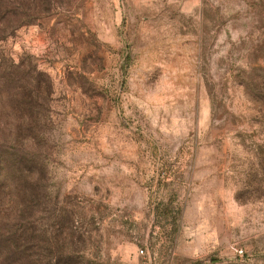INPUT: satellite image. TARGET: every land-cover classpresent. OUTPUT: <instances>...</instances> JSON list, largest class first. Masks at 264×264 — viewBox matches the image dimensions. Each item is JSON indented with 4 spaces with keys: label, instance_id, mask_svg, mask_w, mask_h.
Here are the masks:
<instances>
[{
    "label": "rangeland",
    "instance_id": "374dc122",
    "mask_svg": "<svg viewBox=\"0 0 264 264\" xmlns=\"http://www.w3.org/2000/svg\"><path fill=\"white\" fill-rule=\"evenodd\" d=\"M17 1L0 47L53 92L37 121L3 98L0 143L76 212L79 250L264 264V0Z\"/></svg>",
    "mask_w": 264,
    "mask_h": 264
},
{
    "label": "trees",
    "instance_id": "16d2710c",
    "mask_svg": "<svg viewBox=\"0 0 264 264\" xmlns=\"http://www.w3.org/2000/svg\"><path fill=\"white\" fill-rule=\"evenodd\" d=\"M19 9L22 8L17 0H0L1 43L25 22L27 16ZM12 20L18 23L8 28ZM52 92L49 77L33 67L25 71L21 63L13 61L0 47V101L7 98L17 110L16 115L29 109L37 121ZM19 121L17 117L16 123ZM2 139L0 264H99L79 250L86 236L80 230L76 212L53 207L47 174L39 176L38 163L31 159V166L25 165L17 148Z\"/></svg>",
    "mask_w": 264,
    "mask_h": 264
},
{
    "label": "built area",
    "instance_id": "2783aa9c",
    "mask_svg": "<svg viewBox=\"0 0 264 264\" xmlns=\"http://www.w3.org/2000/svg\"><path fill=\"white\" fill-rule=\"evenodd\" d=\"M142 253H143V251H142Z\"/></svg>",
    "mask_w": 264,
    "mask_h": 264
}]
</instances>
